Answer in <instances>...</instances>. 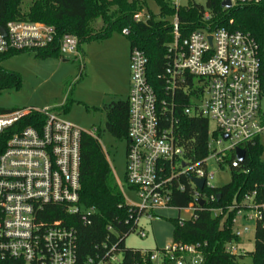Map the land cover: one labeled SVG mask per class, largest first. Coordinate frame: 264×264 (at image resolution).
Masks as SVG:
<instances>
[{
	"label": "built area",
	"instance_id": "built-area-1",
	"mask_svg": "<svg viewBox=\"0 0 264 264\" xmlns=\"http://www.w3.org/2000/svg\"><path fill=\"white\" fill-rule=\"evenodd\" d=\"M231 1L233 5L264 4V0ZM172 2L181 5L178 0ZM148 18L140 12L134 19ZM211 19L206 11L203 26L183 38L178 15L173 17L174 39L167 46V65L159 75L160 90L147 78L146 54L136 47L131 51L126 181L139 201L126 202L137 213V230L141 216L152 219L161 209L188 208L192 213L188 219L179 218L181 223L196 218L197 210L205 207L197 199L207 203L215 195H203L192 177L204 178V189L215 187L210 183L214 174L207 169L211 158L221 165L226 152L235 153L237 147L244 149V144L257 139L262 142L264 91L259 45L249 32L213 27ZM0 28L5 29V33L0 29V55L44 51L57 42L62 57L75 54L83 66L84 55L75 35L66 34L59 40L56 27L40 21L11 20ZM123 33L127 35L129 30L125 28ZM180 107L184 115L208 120V156L198 160L185 156L178 136L176 113ZM32 112L43 114L44 123L12 132L0 155V264H120L122 255L116 246H105V253L96 251L79 260L75 217L89 224L95 214L94 207L82 209L79 204L83 130L51 108L31 107L0 110V136ZM225 142L228 145L223 147ZM238 163L235 153L232 164ZM180 176H191L195 189L196 199L186 207L173 204L174 192L185 191L184 184L175 185ZM257 194L254 191L245 201L254 211L249 219L258 223L264 218V201H257ZM236 221L234 218V225ZM248 231L249 226L234 229L238 238ZM139 232L146 236L144 229ZM235 243L228 244L227 252L239 254ZM166 257L175 264H202L204 260L197 245L181 242L150 255L156 264H164Z\"/></svg>",
	"mask_w": 264,
	"mask_h": 264
},
{
	"label": "trees",
	"instance_id": "trees-1",
	"mask_svg": "<svg viewBox=\"0 0 264 264\" xmlns=\"http://www.w3.org/2000/svg\"><path fill=\"white\" fill-rule=\"evenodd\" d=\"M157 1L160 6L158 14L151 13L146 21H136L135 15L145 7L144 0H34L27 9L22 7L23 0H0V26H5L11 20L44 22L56 27L57 39L66 34L77 36L81 51L83 43L107 39L115 32L123 33L127 28L131 51L136 47L146 54L147 78L160 90L162 81L159 75L167 65V46L174 39L173 17L178 15L181 36L184 38L203 26L204 14L209 11L213 27H226L252 34L259 45L264 91V4L237 2L226 8L222 6L224 0H207L205 5L189 0L184 6H175L171 0ZM99 20L102 25L97 27ZM22 52H34L36 57H62L57 42L44 51L1 54L0 89L21 86L20 76L4 68L2 62L8 56ZM103 110L106 113V129L118 138L127 139L128 99L104 103ZM182 112L183 108L180 107L176 115L179 118L178 136L185 148V156L192 160L208 156V120L187 116ZM44 121L45 117L40 112H32L19 120L0 136V155L12 132L27 125L39 127ZM80 145L79 204L82 209L94 207L95 214L90 217L89 224L75 217L79 234V260L83 261L96 251L105 253V246L107 249L116 246V251L122 255L120 264H156L150 255L155 250L163 251V248L137 249L126 246V238L137 231V213L131 211L127 204L99 139L83 131ZM243 146L246 149L245 159L236 166L232 164L235 160L233 151L223 155L221 166H230L231 180L223 186L203 190V195L214 194L215 200H208L203 209L197 210L196 218L183 223L177 217L170 218L173 242L197 245L204 255L202 264H240L244 254H232L226 250L228 244L240 240L234 232V218L240 210L248 208L245 198L254 191L258 193L256 200L264 201V144L257 139ZM190 180L191 176H180L175 182V185L180 182L185 186V191L174 192L175 206L186 207L195 201V189ZM213 208L220 209V213H215ZM251 255L252 264H264V218L257 223L255 250ZM164 264L175 262L166 257Z\"/></svg>",
	"mask_w": 264,
	"mask_h": 264
},
{
	"label": "rangeland",
	"instance_id": "rangeland-1",
	"mask_svg": "<svg viewBox=\"0 0 264 264\" xmlns=\"http://www.w3.org/2000/svg\"><path fill=\"white\" fill-rule=\"evenodd\" d=\"M34 0H23L22 7L27 9ZM173 1V0H172ZM175 1V0H174ZM206 4L207 0H193ZM143 16L158 14L160 6L157 0H144ZM189 0H178L186 5ZM102 21H97L100 27ZM130 40L124 33L115 32L107 39L89 41L82 44L84 63L76 60V55L59 57L50 55L36 57L34 52H22L2 62V66L15 72L21 78V86L0 89V110L11 111L22 108H51L59 116L72 122L83 131L96 136L107 156L118 182L127 200L139 201L135 190L126 181L127 147L126 138H118L106 129L104 103L112 100H126L130 94L131 72ZM65 58V59H64ZM57 107V108H56ZM264 112V94L262 97ZM264 143V133L262 135ZM228 145L225 142L223 147ZM207 169L213 173L211 185L220 187L231 180L232 172L228 164L222 167L215 158L208 161ZM220 213V211H218ZM192 212L188 208L161 209L152 219L141 216L139 228L126 238V246L137 249H159L173 243V224L170 218L188 219ZM254 211L243 208L237 215L234 229L249 226L239 241L235 243L239 254H244L240 264H252L251 253L255 250L257 220L249 219ZM144 229L145 237L139 230Z\"/></svg>",
	"mask_w": 264,
	"mask_h": 264
},
{
	"label": "water",
	"instance_id": "water-1",
	"mask_svg": "<svg viewBox=\"0 0 264 264\" xmlns=\"http://www.w3.org/2000/svg\"><path fill=\"white\" fill-rule=\"evenodd\" d=\"M232 1L231 0H224L223 3H222V6L223 7H226V8H230L232 6ZM1 31L3 33H5V29L4 28H0ZM246 149H243L241 147H237L236 150H235V153H236V159L239 161V162H242L244 159H245V155H246ZM192 180L195 182L197 188L199 189V191H203L204 190V187H205V179L204 178H197V177H192ZM220 196V194L218 195V197ZM197 202L199 203V205L201 207H204L206 205V200L203 199V198H198L197 199Z\"/></svg>",
	"mask_w": 264,
	"mask_h": 264
},
{
	"label": "crops",
	"instance_id": "crops-1",
	"mask_svg": "<svg viewBox=\"0 0 264 264\" xmlns=\"http://www.w3.org/2000/svg\"><path fill=\"white\" fill-rule=\"evenodd\" d=\"M131 48V47H130ZM131 51V50H130ZM128 99V98H127ZM57 108V107H56Z\"/></svg>",
	"mask_w": 264,
	"mask_h": 264
}]
</instances>
